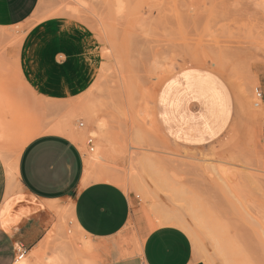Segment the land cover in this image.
<instances>
[{
  "label": "rangeland",
  "instance_id": "374dc122",
  "mask_svg": "<svg viewBox=\"0 0 264 264\" xmlns=\"http://www.w3.org/2000/svg\"><path fill=\"white\" fill-rule=\"evenodd\" d=\"M189 68L219 79L231 102L222 132L196 144L168 135L158 112L172 82L180 116L199 114L182 90ZM53 123L64 126L52 132H80L70 138L84 160L89 135L100 148L85 182L98 168L124 180L131 214L114 237L122 255L168 224L204 264H264V0H38L25 22L0 27V154L13 164L29 133ZM64 213L24 261L99 260L100 243Z\"/></svg>",
  "mask_w": 264,
  "mask_h": 264
},
{
  "label": "crops",
  "instance_id": "0c3cea01",
  "mask_svg": "<svg viewBox=\"0 0 264 264\" xmlns=\"http://www.w3.org/2000/svg\"><path fill=\"white\" fill-rule=\"evenodd\" d=\"M38 0H0V27L21 24ZM187 99L201 104L196 117L182 118L178 92L166 83L158 98V112L166 133L176 140L199 143L219 135L231 115L226 87L214 75L189 68L180 76ZM71 117L67 118L68 120ZM32 130L13 164L0 154V264H15L19 246L26 254L41 249L46 232L67 212L69 224L99 242L95 264H204L180 227L160 225L140 234V252L122 255L114 237L131 214L130 196L108 181L85 182L84 156L71 135ZM64 213V214H65ZM93 248V245L91 249Z\"/></svg>",
  "mask_w": 264,
  "mask_h": 264
},
{
  "label": "bare ground",
  "instance_id": "6f19581e",
  "mask_svg": "<svg viewBox=\"0 0 264 264\" xmlns=\"http://www.w3.org/2000/svg\"><path fill=\"white\" fill-rule=\"evenodd\" d=\"M62 14V13H61ZM196 60V59H195ZM194 60V61H195ZM198 63V62H197ZM212 67V66H211ZM174 69V68H173ZM172 71V70H171ZM225 71V70H224ZM157 75V74H156ZM89 110V109H88ZM91 112V110H89V113ZM144 112V111H143ZM146 114V113H145ZM92 133L93 134H97V132L95 131V130H93L92 131ZM94 151V152H93ZM93 151H92V153H90L86 158H85V160H84V165H85V169H84V177H83V180L84 181H86V180H88V179H90V177H89V173H88V168L90 167V166H94L95 164H96V162H98L99 163V161L98 160H103V156L101 155V152H100V148H97L96 150H94L93 149ZM173 162H174V160H172ZM250 164V163H249ZM174 167V166H173ZM193 167V166H192ZM198 167V166H197ZM258 167H260L261 168V166H258ZM251 168V167H250ZM199 169V168H198ZM200 171V170H199ZM264 171V170H263ZM257 172H259V171H257ZM201 174V173H200ZM223 178H226L225 176L223 177ZM93 179V181H108V182H112V183H114V184H116V185H118L120 188L121 187H124L125 186V183H124V180L122 179V178H120V177H118V176H116V175H114V174H111L110 172H107L104 168H103V170L102 169H99L98 168V171L97 172H95V175H94V177L92 178ZM220 180V179H219ZM224 181H227V180H224ZM235 182V181H234ZM230 184V183H229ZM76 228H77V230L80 232V233H82V234H84V232L78 227V226H76ZM83 246H84V249H91V247H92V244L91 243H89V242H86V240H85V242H83V244H82ZM131 251V249L129 250V251H125V253L123 254V255H125L127 252L129 253ZM127 253V254H128ZM122 254V253H121ZM131 254V252L128 254V255H130ZM32 255V258H33V261L31 262V263H27L26 261H24L23 260V258H16V262H15V264H36L37 262H38V254L37 253H33V254H31ZM128 255H126V256H128ZM31 258V259H32ZM28 260H30V259H28ZM31 261V260H30Z\"/></svg>",
  "mask_w": 264,
  "mask_h": 264
},
{
  "label": "built area",
  "instance_id": "2783aa9c",
  "mask_svg": "<svg viewBox=\"0 0 264 264\" xmlns=\"http://www.w3.org/2000/svg\"><path fill=\"white\" fill-rule=\"evenodd\" d=\"M255 97L259 100H262L263 98V94H262V91L260 90L259 87H256L255 90ZM83 123L80 122L79 125L81 126ZM92 143H93V137L92 136H88L87 139H86V144L89 148V150H93V146H92ZM26 255V249L23 247V246H19L18 248V251H17V257L16 258H23L24 256Z\"/></svg>",
  "mask_w": 264,
  "mask_h": 264
}]
</instances>
